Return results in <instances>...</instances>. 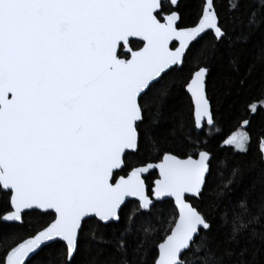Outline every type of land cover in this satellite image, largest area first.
Masks as SVG:
<instances>
[{
  "label": "snow or ice",
  "instance_id": "obj_1",
  "mask_svg": "<svg viewBox=\"0 0 264 264\" xmlns=\"http://www.w3.org/2000/svg\"><path fill=\"white\" fill-rule=\"evenodd\" d=\"M0 264H264V0H0Z\"/></svg>",
  "mask_w": 264,
  "mask_h": 264
},
{
  "label": "trees",
  "instance_id": "obj_2",
  "mask_svg": "<svg viewBox=\"0 0 264 264\" xmlns=\"http://www.w3.org/2000/svg\"><path fill=\"white\" fill-rule=\"evenodd\" d=\"M226 102V101H225ZM225 131H227V129H225ZM215 143V142H214Z\"/></svg>",
  "mask_w": 264,
  "mask_h": 264
}]
</instances>
